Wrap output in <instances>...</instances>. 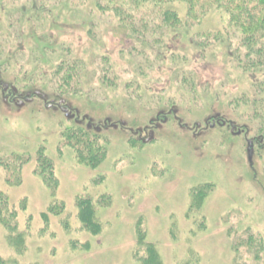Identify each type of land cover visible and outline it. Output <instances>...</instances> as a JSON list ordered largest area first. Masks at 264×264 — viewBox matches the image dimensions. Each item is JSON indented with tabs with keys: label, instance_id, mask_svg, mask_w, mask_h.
Segmentation results:
<instances>
[{
	"label": "rangeland",
	"instance_id": "rangeland-1",
	"mask_svg": "<svg viewBox=\"0 0 264 264\" xmlns=\"http://www.w3.org/2000/svg\"><path fill=\"white\" fill-rule=\"evenodd\" d=\"M112 1L141 33L106 0H0V264H141L147 244L160 264H264V67L204 33L217 11L174 31L150 4ZM77 118L106 152L94 169L65 144Z\"/></svg>",
	"mask_w": 264,
	"mask_h": 264
},
{
	"label": "trees",
	"instance_id": "trees-1",
	"mask_svg": "<svg viewBox=\"0 0 264 264\" xmlns=\"http://www.w3.org/2000/svg\"><path fill=\"white\" fill-rule=\"evenodd\" d=\"M134 6L148 5L149 4L155 10L150 19L151 21H156L160 17V23L168 24L174 31L184 30L190 31L191 27L200 24L202 20L211 11H217L225 20L224 25L217 28L215 31L209 30L204 32L207 34L209 32L210 39L214 42H220L223 39L227 41L230 47L233 43L240 48L243 53L244 59L249 63V66L255 63V66L264 67V0H129ZM109 7H113V11L118 15L120 23H123L125 32L129 31L132 34H139L142 32L141 29L145 27L139 26L137 19L134 16L126 14L124 10L117 4L112 3V0H106ZM175 3L183 4L184 14L183 17L179 16V12L175 6ZM177 5V4H176ZM158 17V18H157ZM145 18L149 19V17ZM192 24V26H191ZM139 29H138V27ZM222 35V36H221ZM247 65V66H248ZM106 69V68H105ZM107 68L104 72V77L107 79L109 71ZM63 72V73H62ZM73 68L57 69L54 76L57 81L64 85L66 91H68L71 85ZM62 74L65 77H60ZM75 82L79 80L75 79ZM80 83V82H79ZM262 86H258L259 89ZM249 101V100H248ZM244 102L236 101L235 103ZM85 121V119H83ZM264 121V115H263ZM76 125L66 128L64 134V139L66 140V145L74 153L76 162L79 164H86L88 167L94 169L105 158V150L99 144V138L95 133L89 132L91 124L87 123L86 129H83L79 125L81 120L76 119ZM80 123V124H79ZM224 126V125H223ZM42 150V149H41ZM40 153V152H39ZM22 159V158H21ZM23 160L21 163H23ZM37 164L36 168L39 177L45 186L51 191L52 195L55 191L56 178L53 174V165L51 160L46 156H39L37 154ZM20 163V164H21ZM12 176V175H11ZM18 176V175H17ZM15 177V176H12ZM12 177H10L11 180ZM18 180V177L16 178ZM201 191V190H200ZM198 194L192 193L191 199L195 204L198 202ZM2 195V194H0ZM1 197V196H0ZM1 200V199H0ZM75 205L78 211V220L82 224L83 228L95 235L100 231L99 225L94 221V205L92 200L89 198L77 197ZM63 206L51 204L48 207L47 212L52 215H57L61 213ZM139 243H144V238L137 232ZM146 257L142 258L141 264H160L159 257L155 251L153 245L147 244Z\"/></svg>",
	"mask_w": 264,
	"mask_h": 264
}]
</instances>
